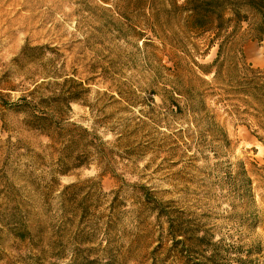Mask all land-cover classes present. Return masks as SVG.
<instances>
[{"label":"rangeland","instance_id":"1","mask_svg":"<svg viewBox=\"0 0 264 264\" xmlns=\"http://www.w3.org/2000/svg\"><path fill=\"white\" fill-rule=\"evenodd\" d=\"M238 5L237 16L225 12L230 20L217 36L214 25L192 29L172 20L171 27L186 31L180 43L147 34L151 40L144 44L139 36L99 28L106 15L94 7L109 8L100 0H0L3 100L16 101L43 77L51 85L37 96L67 90L73 84H63L64 78H72L88 90L64 108L61 120L93 131L108 153L115 152L107 171L93 159L57 173L58 145L25 126L24 113L0 111V264H149L147 253L159 240L164 248L170 241L164 217L140 205L144 190L164 208L182 212L198 234L220 241L229 264L245 251L253 264H264V70L243 53L246 43L264 42V0ZM219 43L224 66L216 79ZM177 55L182 83L203 92L205 112L226 130L228 144L212 142L204 124L195 126L183 98L182 111L167 108ZM235 64L249 71L237 72ZM228 72L259 87L231 92ZM111 96L119 108L103 109ZM123 128L142 146L131 158L113 144ZM241 167L250 179L242 192ZM71 183H78L74 194L87 206L84 216L60 197ZM110 204L116 213L108 256L101 217ZM25 229L30 235L18 238ZM164 248L158 256L170 264L174 253Z\"/></svg>","mask_w":264,"mask_h":264},{"label":"trees","instance_id":"2","mask_svg":"<svg viewBox=\"0 0 264 264\" xmlns=\"http://www.w3.org/2000/svg\"><path fill=\"white\" fill-rule=\"evenodd\" d=\"M100 1L104 4H109V8L100 9V7H94L99 9L101 14L106 15L99 28L114 31L118 36H139L144 39L142 41L144 44L151 40V37H148L147 34L162 39H176L180 43L182 33L185 34L186 31L182 32L178 28L171 27L172 20H175L178 24H181V22L184 24L190 23V28L192 29L214 25L215 36H217L226 28L224 22L230 20V17L224 18L226 11L229 10L235 17L239 14L238 4L251 3V0H182V3H178L180 0H129L122 3L119 0L120 3L117 2L113 5L110 3L113 0ZM108 11H111V13H108ZM112 12L116 16L112 15ZM141 23L144 24L145 28L137 30L136 27H140ZM223 48V43H219L217 54L212 64L215 67L214 77L216 79L222 74L224 66L223 61H221ZM27 49L29 47L25 46L23 51ZM33 49L40 50L41 47H34ZM176 57L177 60L172 67L171 86L166 91L167 108L173 112L182 111L178 98H183L195 126L198 127L200 124H204V128L207 130L206 133H208L212 142L228 144L229 139L226 130L215 120L212 114L205 112L203 92L190 82L187 84L182 83V74L179 69L182 57L179 55ZM242 64L245 63L243 62ZM164 68L171 70L169 67ZM235 69L239 72L243 69V66L235 64ZM243 70L249 71L246 67ZM227 77L225 81L230 89L229 91L234 93H250L251 90H256L259 87L248 76L240 77L238 74L231 75L228 72ZM48 80L45 77L41 78V81L35 82L26 94L19 96L13 102L3 100L4 95L0 94V111L24 113L23 122L25 126L46 135L58 145L55 148L57 153V158L54 162L55 172L66 174L73 169L89 164L90 160L92 161L93 159L101 165L103 171L110 169L111 157L115 152L108 153L105 149L106 143L93 131H89L79 124L65 121L64 118L61 120L64 117V108L70 110V102L83 99L88 89L72 78H64L63 84H73V86H67V90L59 92L53 90L50 95L45 97L37 96L44 85H51ZM201 82L205 81L201 79ZM7 87L10 86L8 85ZM119 103V100L111 96V101L104 103L103 109H118ZM202 132H205V130ZM113 144H116V147L121 149L127 158H131L142 148L141 144L135 142L132 139V135L124 128L120 131ZM237 175H241L237 181L240 184L238 187L241 188L240 191L242 192L244 187L249 185L250 179L246 177L245 170L242 167L238 170ZM76 188H78V183L66 185L61 191L60 197L64 198L62 199L65 202L64 205H72L75 210H78L80 216H84L88 209L83 200L77 199V196H75L74 190ZM163 204L161 200L150 197L145 190L140 196V205L142 207L154 210L157 214V219L164 217L166 237L170 241V245L164 248L165 243L159 240L157 246L147 253V257L150 258L149 264H166L162 256H160L161 258L158 256V252L163 248L165 251L174 253V261L170 264H229L228 257H224L222 254L220 241H214L207 232L198 234L197 226H194L191 220L185 218L182 212L172 208L166 209ZM115 213L116 208L110 204L107 214L101 217L104 240L108 243L106 247H103V250L108 252V256L112 253L110 241L115 224ZM27 234L30 235V232L26 229L24 232H16L17 237L20 239H24ZM52 249L51 253L60 256L57 254L58 249ZM249 252L245 251L243 255L233 258L234 263L253 264ZM105 264L108 263L105 262Z\"/></svg>","mask_w":264,"mask_h":264},{"label":"crops","instance_id":"3","mask_svg":"<svg viewBox=\"0 0 264 264\" xmlns=\"http://www.w3.org/2000/svg\"><path fill=\"white\" fill-rule=\"evenodd\" d=\"M243 53L252 67L264 70V42H248L243 46Z\"/></svg>","mask_w":264,"mask_h":264}]
</instances>
